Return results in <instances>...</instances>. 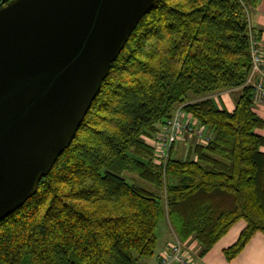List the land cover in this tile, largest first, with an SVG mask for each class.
Here are the masks:
<instances>
[{"label": "trees", "instance_id": "1", "mask_svg": "<svg viewBox=\"0 0 264 264\" xmlns=\"http://www.w3.org/2000/svg\"><path fill=\"white\" fill-rule=\"evenodd\" d=\"M258 1L159 0L142 17L70 146L0 221V264H139L154 255L165 218L201 256L243 221L223 251L228 261L264 235V137L256 133L264 121L247 84L249 9ZM237 88L232 112L215 108L211 94ZM178 106L208 141L185 158L175 157V144L158 165L145 138Z\"/></svg>", "mask_w": 264, "mask_h": 264}, {"label": "water", "instance_id": "2", "mask_svg": "<svg viewBox=\"0 0 264 264\" xmlns=\"http://www.w3.org/2000/svg\"><path fill=\"white\" fill-rule=\"evenodd\" d=\"M159 0H12L0 7V221L67 149L111 64Z\"/></svg>", "mask_w": 264, "mask_h": 264}, {"label": "crops", "instance_id": "3", "mask_svg": "<svg viewBox=\"0 0 264 264\" xmlns=\"http://www.w3.org/2000/svg\"><path fill=\"white\" fill-rule=\"evenodd\" d=\"M249 23L256 35L259 51L262 57V72L264 73V0H259L257 5L249 9ZM260 75L255 74L248 83L252 86L258 81ZM241 88L213 93L209 96L215 108L232 112L235 108V98L240 94ZM189 99L195 100L189 96ZM253 112L264 121V102L252 97ZM256 133L264 137V126L256 130ZM197 139L190 135H185L184 141L178 142L173 151L175 157L185 158L189 147L195 144ZM184 145L188 147L184 148ZM264 153V147L261 148ZM178 155V156H177ZM245 223L238 221L228 232L212 247L204 256H201V246L193 237L181 240L176 232L174 225L167 218L163 219L156 228V245L154 255L144 259L139 264H159V256L169 247L179 241L183 251L189 256L193 264H264V235L255 233L244 246L242 251L232 260L225 259L223 251L232 246L238 239Z\"/></svg>", "mask_w": 264, "mask_h": 264}, {"label": "built area", "instance_id": "4", "mask_svg": "<svg viewBox=\"0 0 264 264\" xmlns=\"http://www.w3.org/2000/svg\"><path fill=\"white\" fill-rule=\"evenodd\" d=\"M248 35L250 43L251 69L247 78V84L255 74L260 75L258 81L252 85L253 95L258 101L264 102L262 57L250 23ZM185 135L195 137L197 142L206 143L208 141L204 129L196 125L193 117L190 114L185 113L182 106H178L175 108L172 116L162 124L154 137L145 138V141L154 149L155 163L158 165H164L169 158L173 146L178 142L184 141ZM159 264H193V262L183 251L181 243L176 241L175 244L159 256Z\"/></svg>", "mask_w": 264, "mask_h": 264}, {"label": "rangeland", "instance_id": "5", "mask_svg": "<svg viewBox=\"0 0 264 264\" xmlns=\"http://www.w3.org/2000/svg\"><path fill=\"white\" fill-rule=\"evenodd\" d=\"M176 144H178V143H176ZM185 147H188V145L187 146H185L184 145V148ZM176 156V155H175ZM178 156V155H177ZM179 157H181V156H179ZM125 176V178L130 182V183H134V184H136V185H138V186H140V187H145V186H148V185H146L144 182H142L141 180H139L138 178H136V177H133V175L132 174H125L124 175ZM130 179V180H129Z\"/></svg>", "mask_w": 264, "mask_h": 264}, {"label": "flooded vegetation", "instance_id": "6", "mask_svg": "<svg viewBox=\"0 0 264 264\" xmlns=\"http://www.w3.org/2000/svg\"><path fill=\"white\" fill-rule=\"evenodd\" d=\"M10 1L12 0H0V7L1 8L5 7Z\"/></svg>", "mask_w": 264, "mask_h": 264}]
</instances>
